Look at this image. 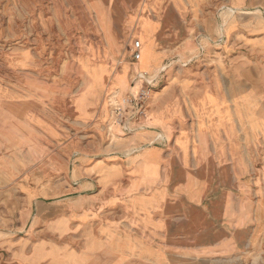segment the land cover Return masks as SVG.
I'll return each instance as SVG.
<instances>
[{
	"label": "rangeland",
	"instance_id": "rangeland-1",
	"mask_svg": "<svg viewBox=\"0 0 264 264\" xmlns=\"http://www.w3.org/2000/svg\"><path fill=\"white\" fill-rule=\"evenodd\" d=\"M144 1L0 0V264H264V174L249 176L252 230L225 247L176 243L154 249L143 242L118 247L108 241L97 247L86 237L93 217L119 219L117 209L93 205L87 172L102 151L112 160L138 131L126 132L115 110L129 86L118 69L137 36L141 64L147 63L153 16ZM142 3L131 22L137 36H128V8ZM258 13L249 20L264 17ZM229 18L221 13L223 21ZM248 59L255 71L264 70V59ZM248 59L238 58V68ZM89 98L99 117L85 120L80 112L84 115ZM237 116L242 131L255 136L260 130L264 136V120L255 111H247L248 126L241 112ZM129 127L134 129L132 122Z\"/></svg>",
	"mask_w": 264,
	"mask_h": 264
},
{
	"label": "crops",
	"instance_id": "crops-1",
	"mask_svg": "<svg viewBox=\"0 0 264 264\" xmlns=\"http://www.w3.org/2000/svg\"><path fill=\"white\" fill-rule=\"evenodd\" d=\"M144 3L153 16L145 41L146 66L131 24L142 3L128 8L125 31L137 40L127 45L118 72L129 85L126 97L139 95L141 73L155 78V92L137 133L118 146L112 160L102 151L89 167L92 181L86 185L93 205L117 209L119 219L93 217L86 237L97 247L107 241L118 247L143 242L154 249L176 243L225 247L252 230L254 183L249 176L264 174L263 132L253 136L242 131L237 116L241 112L246 126L248 110L264 120L258 116L264 111V70L255 71L248 59H264V17L249 20L254 13L264 16V0ZM224 12L228 21L221 19ZM238 58L248 61L238 68ZM180 64L184 69L174 70ZM92 100L84 115L79 111L85 120L99 117Z\"/></svg>",
	"mask_w": 264,
	"mask_h": 264
},
{
	"label": "built area",
	"instance_id": "built-area-1",
	"mask_svg": "<svg viewBox=\"0 0 264 264\" xmlns=\"http://www.w3.org/2000/svg\"><path fill=\"white\" fill-rule=\"evenodd\" d=\"M138 48L134 53V59L137 61L140 59ZM139 76L144 82L139 95L137 97H126L123 100L122 107L118 106L115 110L117 123L121 124L128 133H134L141 128L138 125H142V122L146 119L148 106L155 92V78L146 74H139ZM130 122L133 123L134 129L129 127Z\"/></svg>",
	"mask_w": 264,
	"mask_h": 264
},
{
	"label": "bare ground",
	"instance_id": "bare-ground-1",
	"mask_svg": "<svg viewBox=\"0 0 264 264\" xmlns=\"http://www.w3.org/2000/svg\"><path fill=\"white\" fill-rule=\"evenodd\" d=\"M220 9H221V8H220ZM230 11H231V10H230ZM138 31H139V30H138ZM143 44H144V42H143ZM115 99H116V98H115ZM252 131H253V130H252ZM252 131H251V132H252ZM261 132H262V131H261ZM110 133L112 134L111 130H110ZM262 134H263V133H262ZM112 135H113V134H112Z\"/></svg>",
	"mask_w": 264,
	"mask_h": 264
}]
</instances>
